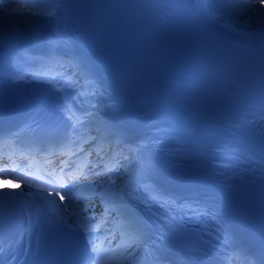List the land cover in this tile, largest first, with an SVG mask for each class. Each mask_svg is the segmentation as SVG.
<instances>
[{
	"label": "snow or ice",
	"instance_id": "1",
	"mask_svg": "<svg viewBox=\"0 0 264 264\" xmlns=\"http://www.w3.org/2000/svg\"><path fill=\"white\" fill-rule=\"evenodd\" d=\"M35 5L43 6L39 11H28L30 17H35L37 20L46 21H56L58 28L57 31L53 32L47 39V43L50 47H56L57 43L62 39V30L59 29V11L60 4L62 0H32ZM201 5V12L209 18H231L233 16L242 15L247 13L249 16L256 14L258 17H264V0H259V3L251 2V0H199ZM222 4L223 8H213L211 5ZM12 7L4 3H0V10L3 13H8V9ZM0 15V19H2ZM13 19V14H8L9 22L5 25L3 36L4 40L11 49L10 59L15 60L20 54L19 45L23 43V39L17 35V29L11 24ZM258 23H264V20H259ZM35 25L33 29L28 33V39L30 42L38 43L41 41V37L35 31ZM257 38L264 40V28H262L257 33L253 34ZM8 79L12 83L18 82L20 77L13 75L11 72L8 74ZM33 81L38 83H55L57 85L56 91L62 92L64 88L59 84L58 80H38L33 77ZM32 82V81H26ZM62 113H65L67 119L74 121L72 124L73 132L77 127H83L85 121H90L93 117L91 112L83 113L77 116L72 113L66 104L60 106L59 109ZM109 129L110 134L116 137H122L126 135L123 129L117 128L114 124L109 123L106 125ZM71 139V134L69 135ZM89 139L87 134H84L83 143H88ZM120 143V140H117ZM153 143L151 140H140L134 146L128 148V152L141 166V171H143L147 176L151 177L156 175L160 171V165L154 162L150 156L147 154L148 146ZM77 152H83V147H79ZM71 155H75L72 153ZM90 155V153H88ZM125 160L129 159V156H124L122 153H115L113 155V160ZM62 167L60 168L61 177L59 178V187L64 190L67 196V203L59 204L58 206L62 211L54 213V219L58 226H63L69 229H75L77 232H81L85 237L84 247L80 250L78 264H135L137 259V254L142 256L150 257V264H167V258L163 255L162 250L156 249L155 251L149 252L146 247V231L145 226L139 222L128 218L120 219L123 213L120 211L119 205H123L125 201V196L127 193L121 190H113L116 188V182L112 180L111 175L114 172V167L106 165L103 171L96 172V184L94 185L92 181L85 180L79 181V176L85 175V172L81 170L77 175L74 170L68 171L67 175L69 177L67 184L63 180V174L68 164L65 161H61ZM118 167L119 164L117 163ZM86 167V166H85ZM107 177V181L103 179ZM72 181H77L81 189L80 192L74 191L77 184L72 183ZM31 181H28L25 185L27 192L16 191L4 189L0 190V203L5 201H14L20 203L22 207H27V215H31L32 211L38 214H43L50 211V208L44 206V202L54 199L51 193L45 195L43 191L32 192L31 191ZM99 186L103 189L101 194L100 204L104 205L109 203L112 205H117L114 207H106L104 212L101 214V224L97 226H91L90 220L95 216L85 215L94 206L92 201L95 196V187ZM37 188H41V185L37 184ZM87 190L88 194H85ZM59 196L60 201L65 200V196L60 195L59 192L56 193ZM33 199L28 202V198ZM82 201L85 207H76V202ZM168 203H173V201H168ZM163 206V205H162ZM182 215H188L190 217H197L204 215L205 213L201 211V202L199 201H189L185 204L178 206ZM71 209V211H69ZM115 213L114 219L109 221L107 218ZM173 224L177 223L175 218H172ZM112 223L113 228L108 230V235L104 240L98 238V232L101 227L106 223ZM119 233L121 244L116 245L115 248L112 247V239L115 238V234ZM232 238L228 235L223 236L224 242L227 244ZM105 242H107L108 247L105 248ZM239 247V245H237ZM3 249H0L2 252ZM240 251L244 254L246 264H264V239H261L259 245L253 251H249L246 248L241 247ZM160 253L159 255L157 253Z\"/></svg>",
	"mask_w": 264,
	"mask_h": 264
},
{
	"label": "bare ground",
	"instance_id": "2",
	"mask_svg": "<svg viewBox=\"0 0 264 264\" xmlns=\"http://www.w3.org/2000/svg\"><path fill=\"white\" fill-rule=\"evenodd\" d=\"M20 1L22 0H0V3H4L7 5H11V6H17L16 8H14V10H11L12 7H10L8 9V13H3L0 11V15H2L3 17L2 19H0V30L1 31H4L5 25L9 22L8 20L9 13L13 14V19L11 21V24L14 28L17 29L18 34H22L25 29L33 28L34 25L36 27H39L40 25L47 23L46 20H37L35 17H30L28 13H25V15H20L19 14L20 9H25L26 5L30 6L31 11H39L43 7L41 5L33 4L32 0L23 2L24 3L23 6L20 7L21 5L19 4ZM251 2L259 3L258 1H251ZM14 4H17V5H14ZM211 7L223 8L225 6L222 4H214V5H211ZM216 20L218 21L220 25L229 26L233 30L239 31L240 33H243V34L253 35L254 33H257L262 28H264V23H258L259 20H264V17H258L256 14L249 16L247 13H244L242 15L233 16L230 19L225 17V18H217ZM92 114H93V117L90 121H85L83 127L76 128L77 136H82L86 133H88L89 135L93 133L92 135L95 136V135H98L97 131H99L100 129L105 130V128H107L106 123L102 122L101 120V116H102L101 107L97 105L94 106ZM124 115H131V114L127 112V114L124 113ZM105 132L107 131L105 130ZM97 137H95L94 144L97 147H100L103 149L105 156L113 158V155L115 154V147L114 146L101 147L99 142L97 141ZM129 161H130L129 159L127 161L122 160L121 165L117 169L118 170L117 172L119 173V175L124 174L123 171L128 168ZM76 189L81 191L79 185H77ZM102 190L103 189L99 186L95 187V196L92 201L94 206L90 210V211L96 212L98 215V218H100L101 214L104 212V209L102 205L100 204V191ZM85 191L87 192V190ZM83 207H85L84 203H83Z\"/></svg>",
	"mask_w": 264,
	"mask_h": 264
},
{
	"label": "rangeland",
	"instance_id": "3",
	"mask_svg": "<svg viewBox=\"0 0 264 264\" xmlns=\"http://www.w3.org/2000/svg\"><path fill=\"white\" fill-rule=\"evenodd\" d=\"M25 13H26L25 11H22V12H20L19 14H20V15H25Z\"/></svg>",
	"mask_w": 264,
	"mask_h": 264
}]
</instances>
